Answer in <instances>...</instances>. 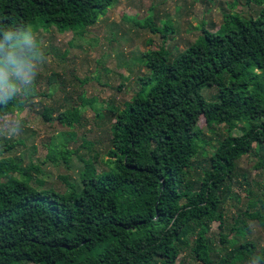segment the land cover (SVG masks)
<instances>
[{
    "label": "trees",
    "instance_id": "obj_1",
    "mask_svg": "<svg viewBox=\"0 0 264 264\" xmlns=\"http://www.w3.org/2000/svg\"><path fill=\"white\" fill-rule=\"evenodd\" d=\"M117 1L0 0V29L81 31ZM243 2L255 18L228 15L216 32L203 24L176 56L165 46L145 53L148 74L122 110L101 114L81 96L107 118L110 139L106 170L96 169V155L81 159L79 188H43L31 174L38 168L0 158V264H264L251 230L264 232V0ZM29 98L0 96V118ZM53 111L44 106L42 115L51 120ZM55 119L69 130L64 139L85 121L79 105ZM51 151L54 160L71 154ZM243 157L255 158L258 175L241 168Z\"/></svg>",
    "mask_w": 264,
    "mask_h": 264
},
{
    "label": "rangeland",
    "instance_id": "obj_2",
    "mask_svg": "<svg viewBox=\"0 0 264 264\" xmlns=\"http://www.w3.org/2000/svg\"><path fill=\"white\" fill-rule=\"evenodd\" d=\"M257 13L256 7L246 6L243 0H119L96 24L81 31L60 32L54 27L34 31L45 61L33 86L20 91L24 98L30 97L27 104L0 118V158L12 157L23 167L38 168L39 172L31 170V174L43 180V188L67 193L66 182L79 188V174L86 169L81 159L96 155V169L106 170L110 139L107 118L96 117L91 106L82 105L81 96L95 99L93 106L101 114L107 115L110 105L122 110L139 89L138 79L148 74L144 54L149 50L165 46L176 56L197 40L203 24L216 32L228 15L253 19ZM149 24L160 31L169 24L173 32L163 37ZM212 94L214 89L204 92L207 98ZM75 105L80 106L85 121L73 131L74 139H64L63 133L69 130L55 116ZM44 106L54 108L51 120L43 117ZM201 127L205 129L204 120ZM205 136L214 139L206 129ZM52 148L57 154L62 149L70 151L68 160L51 158ZM255 163L254 157H243L240 166L254 177L260 173ZM233 192L243 197L238 188ZM228 209L231 215L238 212L234 202ZM251 230L264 245V232L256 226ZM217 232L215 223L210 235Z\"/></svg>",
    "mask_w": 264,
    "mask_h": 264
},
{
    "label": "clouds",
    "instance_id": "obj_3",
    "mask_svg": "<svg viewBox=\"0 0 264 264\" xmlns=\"http://www.w3.org/2000/svg\"><path fill=\"white\" fill-rule=\"evenodd\" d=\"M0 96L12 97L33 86L45 61L31 25L0 29ZM6 102V101H5Z\"/></svg>",
    "mask_w": 264,
    "mask_h": 264
}]
</instances>
